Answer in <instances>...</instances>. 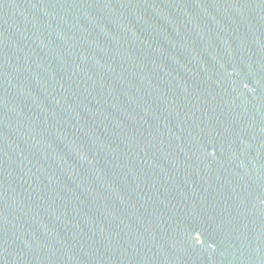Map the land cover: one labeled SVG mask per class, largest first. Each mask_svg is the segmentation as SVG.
I'll list each match as a JSON object with an SVG mask.
<instances>
[{"label": "water", "instance_id": "1", "mask_svg": "<svg viewBox=\"0 0 264 264\" xmlns=\"http://www.w3.org/2000/svg\"><path fill=\"white\" fill-rule=\"evenodd\" d=\"M0 264H264V0H0Z\"/></svg>", "mask_w": 264, "mask_h": 264}]
</instances>
